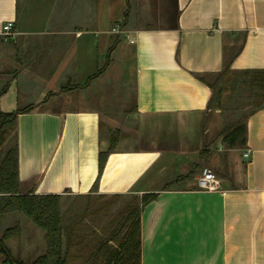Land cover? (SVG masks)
I'll return each mask as SVG.
<instances>
[{
	"label": "crops",
	"instance_id": "0c3cea01",
	"mask_svg": "<svg viewBox=\"0 0 264 264\" xmlns=\"http://www.w3.org/2000/svg\"><path fill=\"white\" fill-rule=\"evenodd\" d=\"M8 21L16 35L5 41ZM113 46L106 70L87 85L108 59L100 67L96 51L108 56ZM116 53L133 56V110L116 107L118 84L107 88ZM227 62L233 71L264 70V0H0V88L9 83L0 108L35 105L18 118L21 190L74 199L64 209L95 194V263L105 261L99 247L119 226L105 220L108 210L120 198L126 206L158 192L141 211V264H264V108L247 120L246 145L227 148L211 123L212 89L196 76ZM114 109L132 127L93 191ZM205 164L220 190L198 187ZM193 169L190 181L162 189ZM157 180L165 183L155 187ZM18 213L0 215V227L20 221L21 246L30 223Z\"/></svg>",
	"mask_w": 264,
	"mask_h": 264
},
{
	"label": "trees",
	"instance_id": "16d2710c",
	"mask_svg": "<svg viewBox=\"0 0 264 264\" xmlns=\"http://www.w3.org/2000/svg\"><path fill=\"white\" fill-rule=\"evenodd\" d=\"M113 49L114 46L109 50L107 62L89 78L87 85L94 80L95 76L101 75L106 70ZM230 74H234L233 86L244 85V91L249 92L250 97L257 98L256 101L252 100L249 110L244 112L243 117L237 121L228 122L220 132L221 142L227 148H243L247 143L249 116L258 109L264 108V70L233 71L230 68V62H227L220 72L212 74L214 75L213 81L207 79L208 74L196 73V76L212 89L208 109L221 106L222 85ZM8 87L9 83H6L0 88V97ZM34 108L33 104L19 107L13 112H4L0 108V215L17 211L27 216L37 227L44 230L46 249L31 263L25 262L21 257H14L7 242L11 238L21 237V223L16 221L0 236V254H4L5 262L11 264H71V249L73 245L78 244V250L88 253L85 264H95V227L93 226L95 224V194L81 195L80 198H86V201L77 202L68 209H64L63 194H35L33 191L23 192L21 190L18 118L19 115L31 112ZM120 134V129H116L109 137L107 148L99 153V175L93 191L97 188L108 156L116 148ZM201 156L204 158V151ZM194 174L195 170H190L165 184L162 189L168 190L181 186L190 181ZM157 197L158 192L144 193L140 203L126 205L120 211L121 216L117 223L119 226L107 232L109 234L103 238L98 250V252H103L105 260L103 264H141V211ZM74 207L80 208L76 211ZM88 215H93V224L84 223ZM85 226L91 230V233L87 235L86 241H82V228ZM119 234L121 238L118 245L109 246V241ZM79 255L82 257V254Z\"/></svg>",
	"mask_w": 264,
	"mask_h": 264
},
{
	"label": "rangeland",
	"instance_id": "374dc122",
	"mask_svg": "<svg viewBox=\"0 0 264 264\" xmlns=\"http://www.w3.org/2000/svg\"><path fill=\"white\" fill-rule=\"evenodd\" d=\"M108 27H111L109 25ZM96 56L98 58L99 66L101 67L107 58V52L105 51H96ZM99 56V57H98ZM114 62L111 64L110 69L108 73L106 74V84L107 88L110 89L114 84H118L117 87H114V94L117 96H121L123 99L122 103H116V107L122 109L125 108V110H133L134 108V71H135V63L133 60V56H127L126 58H119L117 53L113 56ZM234 74L228 75V77L225 78V83L222 85V92H221V106L220 107H214L212 108V112H210V116L212 117L211 123L214 126L215 130L221 132L223 128L226 126L228 122L231 121H237L239 118L243 117L244 112L249 110V105L252 102L253 99L255 101L257 98L250 97V93L244 91L245 87L244 85L240 86H233V80ZM208 80L213 81L214 75H209L207 77ZM229 79V80H228ZM129 86V87H127ZM124 91L125 93L121 94L120 92ZM111 93V90L108 91ZM106 93H103L102 97H105ZM124 96V98L122 97ZM126 101V102H124ZM76 104V102H75ZM26 105V104H25ZM29 105V104H28ZM89 105V104H87ZM27 106V105H26ZM216 108V109H215ZM120 111V110H118ZM114 109V111H111L108 113V116L105 117V129H104V138L107 136H110L116 129H120V137L122 138L123 133L125 134L128 129L131 128L132 123L130 121H126L124 117H120V112ZM131 139V138H130ZM128 139V140H130ZM131 141V140H130ZM128 145H130L128 143ZM226 147V145H225ZM203 167H209L213 171H215L211 166L205 164ZM200 168L201 170L203 169ZM216 172V171H215ZM165 182L163 180H157L155 187H160V185H163ZM74 199H64V206H67L68 203L70 204ZM129 200V199H128ZM128 200L124 198H120L116 202V208H112L108 210L106 221L113 222L115 220H118L121 216L120 211H122L125 207L126 202ZM21 214V213H18ZM23 223L26 224L27 220L30 223V227H27L25 225V231H24V241L28 245V251L26 250L25 246L22 245L19 246L17 244V241L19 239L11 238L7 242V244L10 246L11 254L14 257L20 256L25 262L31 263L37 256L42 254L46 249V242L44 239V234L41 232V230H38L36 228V225L25 215H23ZM95 219V217H94ZM17 220V219H16ZM84 223L93 224V215H88L85 218ZM15 221V220H14ZM13 221V222H14ZM33 224V226L31 225ZM12 225V224H11ZM35 226V227H34ZM95 227V224H93ZM82 241H86L87 235L91 233V230L85 226V228H82ZM4 230L0 227V236H2ZM44 232V231H43ZM91 238V236H90ZM80 239V238H79ZM21 244V243H20ZM73 253L77 254V263L75 264H85V259L88 256L87 252H82L81 250H78V244L73 248ZM79 254H82V257H80ZM6 256L4 254H0V264H11L10 262H5ZM104 262V261H103ZM102 262V264H103ZM99 264V263H95Z\"/></svg>",
	"mask_w": 264,
	"mask_h": 264
},
{
	"label": "built area",
	"instance_id": "2783aa9c",
	"mask_svg": "<svg viewBox=\"0 0 264 264\" xmlns=\"http://www.w3.org/2000/svg\"><path fill=\"white\" fill-rule=\"evenodd\" d=\"M112 31L117 34L122 32L119 26L113 27ZM1 35L5 41H9L16 35L12 21H8L3 25ZM245 156H248V153H245ZM197 185L202 190L217 191L221 189V179L211 168L203 167L197 176Z\"/></svg>",
	"mask_w": 264,
	"mask_h": 264
}]
</instances>
